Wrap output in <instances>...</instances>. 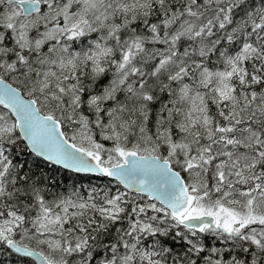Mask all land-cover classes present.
I'll list each match as a JSON object with an SVG mask.
<instances>
[{
  "label": "snow or ice",
  "instance_id": "snow-or-ice-1",
  "mask_svg": "<svg viewBox=\"0 0 264 264\" xmlns=\"http://www.w3.org/2000/svg\"><path fill=\"white\" fill-rule=\"evenodd\" d=\"M0 264H264V0H0Z\"/></svg>",
  "mask_w": 264,
  "mask_h": 264
}]
</instances>
